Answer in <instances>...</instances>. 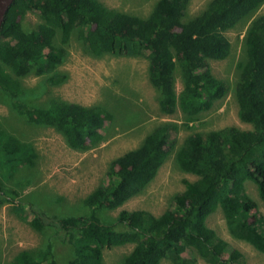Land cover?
<instances>
[{
	"label": "trees",
	"instance_id": "trees-1",
	"mask_svg": "<svg viewBox=\"0 0 264 264\" xmlns=\"http://www.w3.org/2000/svg\"><path fill=\"white\" fill-rule=\"evenodd\" d=\"M192 1L157 0L148 16H139L100 0H15L6 15L0 30V101L9 100L35 124L54 128L69 148L81 152L104 142L112 114L104 107L59 99L46 107L31 106L22 100L23 78L45 77L51 86L66 83L67 75L59 68L73 41L96 58H146L161 112L171 116L181 111L184 126L191 128L229 95L231 86L214 75L210 63L231 56L226 33L249 22L233 90L238 117L252 128L230 126L189 136L176 153V163L197 179L184 181L185 190L160 216L122 210L110 225L97 214L122 208L157 178L176 150L180 125L174 122L160 123L137 148L110 163L106 180L84 200L92 214L35 215L29 224L38 233L49 227L64 233L75 252L68 264H105L106 249L127 245L134 249L121 264H198V257L208 264H245L244 254L208 226L219 209L231 236L264 254V216L246 188L253 182L264 203V12L257 14L264 0H211L199 15L187 19ZM29 14L39 19L32 29L24 25ZM0 156V173L9 178L4 165L34 166L38 153L33 143L0 124ZM16 202L24 210L30 208L0 179V205ZM119 225L126 229L117 230ZM55 253L50 241L20 250L10 264H58Z\"/></svg>",
	"mask_w": 264,
	"mask_h": 264
},
{
	"label": "rangeland",
	"instance_id": "rangeland-1",
	"mask_svg": "<svg viewBox=\"0 0 264 264\" xmlns=\"http://www.w3.org/2000/svg\"><path fill=\"white\" fill-rule=\"evenodd\" d=\"M100 1L113 9L148 16L157 0ZM210 1L193 0L187 19L199 15ZM263 12L264 6L257 14ZM38 22L35 14H29L24 25L32 29ZM248 24L226 33L232 43L231 56L224 61L210 63L214 75L231 86L229 95L212 111L202 114L198 121L191 123V128L184 126L181 111L171 116L161 112L160 96L150 83L149 61L146 58L109 55L96 58L85 53L82 46L73 41L66 62L59 68L60 73L67 75L66 83L51 86L45 77L31 75L23 78L26 94L22 100L31 106L46 107L54 99L86 107L99 106L112 114L114 122H107L103 143L81 152L69 148L65 138L54 128L39 126L34 123V118L15 111L9 105V100L8 104L0 101L2 128L23 142L33 143L38 153L34 166L24 167L13 163L3 168L10 172L11 177L5 178L0 173L6 188L17 191L20 199L30 207L24 210L17 206L18 202L0 205V264H10L20 250L44 247L50 241L54 243L57 263L68 264L75 252L72 245L66 242L64 233H59L53 227L38 233L30 226L29 220L40 213L58 215L60 218L92 214L84 200L106 180L110 163L137 148L160 123L174 122L180 125L176 150L141 195L118 210L99 212L97 215L103 222L114 225L113 220L122 210H145L155 216L162 215L170 207L174 196L185 190L184 181L197 179L194 175L182 172L176 163V153L189 136L230 126L251 129L238 117L239 106L233 90L239 76L238 64L244 58V37ZM181 90L182 84L178 79L177 91ZM0 94L3 96L2 92ZM246 186L249 196L257 205L256 210L264 216V203L256 185L248 182ZM208 226L244 254L245 264H264L263 253L231 236L221 209L210 216ZM116 229L122 231L126 227L119 225ZM133 249V245L106 249L105 264H121L122 259ZM198 264L208 263L198 257Z\"/></svg>",
	"mask_w": 264,
	"mask_h": 264
},
{
	"label": "water",
	"instance_id": "water-1",
	"mask_svg": "<svg viewBox=\"0 0 264 264\" xmlns=\"http://www.w3.org/2000/svg\"><path fill=\"white\" fill-rule=\"evenodd\" d=\"M15 0H0V30L6 19V15Z\"/></svg>",
	"mask_w": 264,
	"mask_h": 264
}]
</instances>
